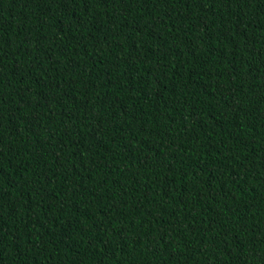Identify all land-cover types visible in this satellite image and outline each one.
I'll return each mask as SVG.
<instances>
[{
	"label": "trees",
	"instance_id": "obj_1",
	"mask_svg": "<svg viewBox=\"0 0 264 264\" xmlns=\"http://www.w3.org/2000/svg\"><path fill=\"white\" fill-rule=\"evenodd\" d=\"M0 264H264V0H0Z\"/></svg>",
	"mask_w": 264,
	"mask_h": 264
}]
</instances>
